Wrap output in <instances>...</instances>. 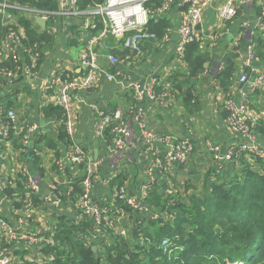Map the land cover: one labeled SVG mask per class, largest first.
Returning <instances> with one entry per match:
<instances>
[{
    "label": "crops",
    "instance_id": "crops-1",
    "mask_svg": "<svg viewBox=\"0 0 264 264\" xmlns=\"http://www.w3.org/2000/svg\"><path fill=\"white\" fill-rule=\"evenodd\" d=\"M0 1L21 8L10 11L14 18L11 22L0 17V67L10 69L16 75L13 85H10L0 74V124L7 121L8 112L12 111L16 116L9 129V138H0V175L7 185L6 190L0 193V216L16 225L33 180L40 187V193L34 197L31 229L26 233L45 239L40 245L18 240L13 248L14 264H46L45 250L56 245V235L64 225L87 226L85 233L78 236L95 247L100 255L117 242L132 244L140 218L117 202L115 192L119 186L127 184L131 194H138L149 180V169L152 170L153 189L148 203L158 202L171 209L180 204L189 205L194 198L204 196L207 185L216 179L215 174L221 172L230 178L239 174L243 165L254 166L252 158L243 154L239 161L226 162L220 171L207 142L220 145L225 152L228 147L242 141L227 126V112L223 108L226 99L239 100L242 91L246 93L252 109L260 112L264 108V88L252 91L249 84L240 81L244 74L254 78L253 68L264 69L263 0H246L247 3L241 0L237 3V16L227 21L218 15L226 0H216L204 11L197 42L199 49L191 48L187 56L190 62L200 58L203 61L201 68H192L186 57L185 63L176 57L179 42L176 31L186 8L183 0H175L162 19L166 29H172L170 42L166 45L144 41L142 53L138 55L123 49L113 38L102 41L95 51L102 56L104 70L119 72L121 79L142 85L155 78L159 83L157 94H161L169 84L171 95L164 104L151 98L137 105L132 95L108 81L104 74H99L90 90L74 94L75 143H71L66 134L53 80L57 75L66 74L77 81L84 79L86 72L80 55L102 28L101 19L89 14L72 19L56 16L44 19L43 28L37 21L40 16L24 9L50 12L52 4L57 6L56 0H47L49 4L42 5L33 4L30 0ZM105 1L80 0V8L87 11ZM151 5L156 6L155 1ZM158 23L152 19L150 24L159 26ZM164 26L158 29L161 31ZM10 31H17L25 45L26 52H21L18 61L2 53V38ZM28 32L32 33L35 42ZM213 36L217 37L216 42L211 39ZM202 44L203 50L200 49ZM250 50L254 53L255 62L248 68L245 56ZM108 55L125 61L110 66L106 60ZM135 107H142L147 112L145 121L151 133L189 139L193 143L195 150L186 164L167 167L163 157L149 154L136 140L128 152L121 156L113 155L105 139L95 134L99 118L97 111L110 113L120 109L130 118ZM33 125L38 126V130L29 144L24 145L23 137L28 127ZM257 132L260 143L264 145V119L260 120ZM75 146L82 148L89 160H103L93 180L94 201L109 207L114 213L113 228L97 231L94 223L83 216L79 197L85 165L64 163L62 168L58 166V162ZM51 185L56 187L61 199L57 208L44 200L51 195ZM144 221L142 223L149 225L148 220Z\"/></svg>",
    "mask_w": 264,
    "mask_h": 264
},
{
    "label": "built area",
    "instance_id": "built-area-1",
    "mask_svg": "<svg viewBox=\"0 0 264 264\" xmlns=\"http://www.w3.org/2000/svg\"><path fill=\"white\" fill-rule=\"evenodd\" d=\"M153 1L155 0H106L101 4L90 7L87 11H83L80 9V0H56L58 8L55 11L38 12L24 9L34 12L45 20L56 16L72 19L89 14L100 18L102 21V28L89 40L87 48L80 55L82 68L86 72L84 79L77 81L72 79L69 74H66L57 75L53 80V85L57 88V103L63 113V125L72 143H75L76 128L73 110L74 94L78 91L90 90L95 85L99 74H104L108 81L114 82L125 92L132 95L137 105L151 98L164 104L165 99L171 95L169 84L165 85V90L161 94H157L156 87L159 83L155 78H151L150 82L142 85L137 81L121 79L119 72L110 73L104 70L101 61L102 56L95 51V47L108 38H113L123 49L138 55L142 53V43L144 41L152 40L164 45L169 43L172 29L168 27L159 36L156 32L150 30V23L152 19L158 22L165 18L173 7L175 0H157L160 3L157 7L151 5ZM215 1L183 0V6H186V8L176 31L177 41H179L176 57L182 63L186 62L187 47L199 41V27L203 24L204 11L213 6ZM248 1L242 2L247 3ZM238 2H241V0H226L219 8V18L224 21L234 19L238 13ZM14 9L21 10L15 5L0 1V17L7 22L14 20L10 12ZM211 39L217 41L215 36L211 37ZM1 48L3 55L14 61H18L21 58V52H26L23 40L17 31L7 32L3 36ZM203 48L202 44L200 49L203 50ZM245 57L246 67L251 68L255 62L253 51H248ZM106 60L110 66H116L120 62L125 61L114 55L106 56ZM253 73L255 74L254 78H250L247 74L242 75L240 78L241 83L249 84L252 91L264 88V69L253 68ZM0 74L6 77L8 84L13 85L16 79L14 71L0 67ZM223 108L227 112V126L233 134L241 137L242 141L238 145L228 147L225 152L222 151L220 145L207 142L217 168L222 171L226 162L239 161L243 154H247L254 160L260 159L264 161V145L260 143L257 132L260 120L264 119V108L260 112L252 109L246 93L242 91L239 100L228 98L225 100ZM132 112L130 118H127L120 109L110 113L97 111L99 118L95 124V134L105 139L108 148L114 156H121L131 150L136 140L149 154L163 157V163L167 167L176 164H186L188 157L195 150L193 143L189 139H176L172 136L151 133L147 129L145 121L147 112L145 109L135 107ZM7 117V121L0 124V138L4 140L9 138L10 126L16 120L15 113L12 111L8 112ZM37 130L38 126L28 127V132L22 140L24 145L29 144ZM87 159L83 149L75 146L68 151L64 159L58 162V166L62 168L64 163L85 165L84 175L80 182L81 194L79 197L83 216L94 223L97 231L113 228L115 223L114 213L109 207L101 206L94 201L93 180L98 174L103 160L99 158L95 160ZM148 173L149 180L147 179L138 194H131L127 184H123L115 192L116 200L122 205L129 207L142 220L150 219L154 221L161 218L169 220L171 216H167L166 212H159L148 203L150 191L153 189L152 170L149 169ZM29 185L27 200L16 225L9 223L0 216V264H14L13 248L18 240L36 245H40L45 241L40 235L26 233L27 230L31 229L34 197L40 193V187L33 180L30 181ZM6 188L7 185L0 175V193L4 192ZM49 190L51 195H47L44 200L50 202L54 208L59 207L61 199L56 187L51 185ZM170 246L171 242L164 240L160 247L163 252L170 253L168 251Z\"/></svg>",
    "mask_w": 264,
    "mask_h": 264
},
{
    "label": "trees",
    "instance_id": "trees-1",
    "mask_svg": "<svg viewBox=\"0 0 264 264\" xmlns=\"http://www.w3.org/2000/svg\"><path fill=\"white\" fill-rule=\"evenodd\" d=\"M30 2L49 4L47 0ZM155 4L160 5L157 0ZM50 9L57 10V6L52 4ZM158 24L165 25L161 31L156 25L150 30L163 34L164 20ZM28 34L35 42L32 33ZM195 47L197 43L187 47V60L188 51ZM202 63L200 58L190 62L192 68H201ZM252 160L254 166L243 165L239 174L230 178L218 170L204 196L194 198L189 205L170 209L150 202L171 218L149 219L146 226L139 217L134 242H117L102 255L79 237L87 226L64 225L56 235V245L45 250L46 264H264V161ZM164 240L171 242L170 253L160 247Z\"/></svg>",
    "mask_w": 264,
    "mask_h": 264
},
{
    "label": "water",
    "instance_id": "water-1",
    "mask_svg": "<svg viewBox=\"0 0 264 264\" xmlns=\"http://www.w3.org/2000/svg\"><path fill=\"white\" fill-rule=\"evenodd\" d=\"M37 21H38V23H39L43 28H45V21H44L43 18L38 17V18H37ZM96 153H98L97 150H96ZM93 250H94V252H96V248H95V247H93Z\"/></svg>",
    "mask_w": 264,
    "mask_h": 264
},
{
    "label": "rangeland",
    "instance_id": "rangeland-1",
    "mask_svg": "<svg viewBox=\"0 0 264 264\" xmlns=\"http://www.w3.org/2000/svg\"><path fill=\"white\" fill-rule=\"evenodd\" d=\"M211 264H214V263H211Z\"/></svg>",
    "mask_w": 264,
    "mask_h": 264
}]
</instances>
